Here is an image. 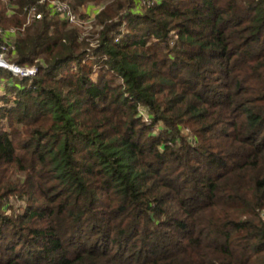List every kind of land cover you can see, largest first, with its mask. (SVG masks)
Here are the masks:
<instances>
[{
  "label": "trees",
  "instance_id": "1",
  "mask_svg": "<svg viewBox=\"0 0 264 264\" xmlns=\"http://www.w3.org/2000/svg\"><path fill=\"white\" fill-rule=\"evenodd\" d=\"M50 1L0 0V264H264V0Z\"/></svg>",
  "mask_w": 264,
  "mask_h": 264
},
{
  "label": "built area",
  "instance_id": "2",
  "mask_svg": "<svg viewBox=\"0 0 264 264\" xmlns=\"http://www.w3.org/2000/svg\"><path fill=\"white\" fill-rule=\"evenodd\" d=\"M43 1L45 0H42V2ZM49 5L51 6L54 12L60 13L61 17L67 20L70 24L76 25L81 22L79 15L71 9V7L69 6L67 2H63L60 0H51ZM30 17H36L37 19H41L42 13L35 12V9H34L30 13ZM11 32H15V30L11 29ZM2 49L5 51L7 47L5 45H2ZM3 55L4 53L0 54V60L4 62L3 64H0V65H3L1 67L9 68L14 73L21 74L23 76H33L37 73L36 67H23V66L14 64V63H10L5 59V57H2Z\"/></svg>",
  "mask_w": 264,
  "mask_h": 264
},
{
  "label": "rangeland",
  "instance_id": "3",
  "mask_svg": "<svg viewBox=\"0 0 264 264\" xmlns=\"http://www.w3.org/2000/svg\"><path fill=\"white\" fill-rule=\"evenodd\" d=\"M88 11H90L91 13L93 12V10H92V8L91 7H89L88 9H87ZM87 24H89L88 22H87ZM1 54V53H0ZM2 57H5V59L7 60V58H6V55L4 54ZM186 130H187V132L188 131H190V127L188 128V127H186L185 128Z\"/></svg>",
  "mask_w": 264,
  "mask_h": 264
},
{
  "label": "bare ground",
  "instance_id": "4",
  "mask_svg": "<svg viewBox=\"0 0 264 264\" xmlns=\"http://www.w3.org/2000/svg\"><path fill=\"white\" fill-rule=\"evenodd\" d=\"M4 62L2 60H0V64H3Z\"/></svg>",
  "mask_w": 264,
  "mask_h": 264
},
{
  "label": "water",
  "instance_id": "5",
  "mask_svg": "<svg viewBox=\"0 0 264 264\" xmlns=\"http://www.w3.org/2000/svg\"><path fill=\"white\" fill-rule=\"evenodd\" d=\"M3 66V65H0V67Z\"/></svg>",
  "mask_w": 264,
  "mask_h": 264
}]
</instances>
